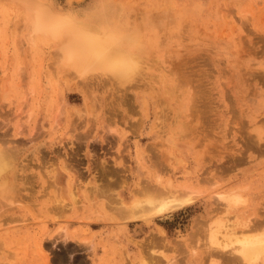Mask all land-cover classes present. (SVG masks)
<instances>
[{
  "label": "rangeland",
  "instance_id": "obj_1",
  "mask_svg": "<svg viewBox=\"0 0 264 264\" xmlns=\"http://www.w3.org/2000/svg\"><path fill=\"white\" fill-rule=\"evenodd\" d=\"M53 3L137 34L141 72L70 74L54 43L29 38L20 4L0 0V146L17 154L0 264H246L211 249L207 227L264 230V0ZM170 181L194 203L126 225L121 204ZM231 192L232 212L219 196Z\"/></svg>",
  "mask_w": 264,
  "mask_h": 264
},
{
  "label": "bare ground",
  "instance_id": "obj_2",
  "mask_svg": "<svg viewBox=\"0 0 264 264\" xmlns=\"http://www.w3.org/2000/svg\"><path fill=\"white\" fill-rule=\"evenodd\" d=\"M8 1L21 4V0H8ZM23 16L25 21L24 12H23ZM89 24H90L89 29L85 32L83 37L77 42H73L71 40L61 41V40L49 39V38H43V39L46 42H52L55 44V48L57 50V54L60 58V62L62 66L68 72H70V74L74 73L79 78H85L94 72L108 74V76H112L115 79L120 80V82L122 83L129 82L133 78H136L141 72V62H142L140 54L138 53V51L134 50V47L138 49L137 47L141 45L139 44L140 42L138 40L139 38L137 34H124V35L118 34L115 31H112L111 29L105 27L104 25L99 26V25H93L94 23L93 24L89 23ZM116 39L125 43H131L133 45V51L139 57V61H140L139 71L135 75H132L130 77L121 75L120 70L117 68L115 63L111 61V52L109 45L113 40ZM4 148H6V146L5 147H3V145L0 146V149H4ZM7 149L11 150V155L14 157V169L12 172V176H13L15 174V162H16L17 154L15 155L16 152L13 151L11 148L7 147ZM74 184L75 183H73V185ZM145 184L143 185V187L139 188L137 192V196L131 204L129 205L121 204L120 206L121 209L119 208L120 215L122 216V219L126 221V225L128 224L129 221L138 222L144 220L149 223L155 218L165 217L168 214L184 209L194 203V199L192 195L189 194L190 190H188L189 189L188 185L179 186L186 189L181 192V190H179L178 187H176L172 181H170L169 186L166 185L167 188L163 190H160L159 189L160 187L158 188H156V186L153 187L152 185H149V183L146 184L148 186H146ZM75 190L71 191V196L74 202L77 203L78 200ZM99 190L101 191V189ZM219 196L220 199L223 201L226 209L231 212L235 208H237L240 205V203L243 201L241 194L238 192H231L228 194L222 193ZM229 218L219 216L216 219L215 218L211 219L207 227L208 228L207 240H208V244L210 245L209 247H211V249L214 248V250L218 249V251H224V252H227L228 251L227 249L232 248L233 251L238 253L237 254L238 256L237 255L235 256L245 261L246 264H261V263L264 264V230L258 231L256 228L257 231L249 232L248 230H246L250 228L249 223L247 221L244 222L239 217H236L233 220ZM206 224L207 223H204L203 226ZM68 226L69 225L66 224L64 228H62V230H66ZM237 228L240 229L243 228V229H241V232L240 231L237 232L236 231ZM160 231L163 235L166 234L164 229L161 228ZM200 234H202V230ZM41 249L42 251H44L43 244H41ZM211 264H217V262L212 261Z\"/></svg>",
  "mask_w": 264,
  "mask_h": 264
},
{
  "label": "clouds",
  "instance_id": "obj_3",
  "mask_svg": "<svg viewBox=\"0 0 264 264\" xmlns=\"http://www.w3.org/2000/svg\"><path fill=\"white\" fill-rule=\"evenodd\" d=\"M20 6L24 10L26 31L31 39L49 38L77 42L90 27L88 20L74 13L58 11L53 0H21ZM109 48L111 61L121 75L130 77L139 71V57L134 53L131 43L116 39L110 43ZM13 169L14 157L11 150L0 149V200H9L15 194Z\"/></svg>",
  "mask_w": 264,
  "mask_h": 264
}]
</instances>
